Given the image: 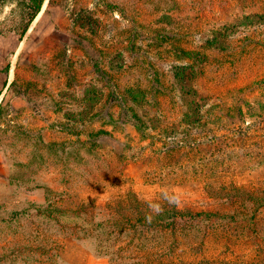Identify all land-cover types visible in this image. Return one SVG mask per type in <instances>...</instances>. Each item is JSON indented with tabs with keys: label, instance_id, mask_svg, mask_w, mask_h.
Segmentation results:
<instances>
[{
	"label": "rangeland",
	"instance_id": "1",
	"mask_svg": "<svg viewBox=\"0 0 264 264\" xmlns=\"http://www.w3.org/2000/svg\"><path fill=\"white\" fill-rule=\"evenodd\" d=\"M31 5L0 0V264H157L122 232L135 199L188 208L184 260L264 264V214L224 207L264 197V0H45L28 26Z\"/></svg>",
	"mask_w": 264,
	"mask_h": 264
},
{
	"label": "trees",
	"instance_id": "2",
	"mask_svg": "<svg viewBox=\"0 0 264 264\" xmlns=\"http://www.w3.org/2000/svg\"><path fill=\"white\" fill-rule=\"evenodd\" d=\"M30 2L32 3V5L30 8L31 14L28 19V26H30V24L41 12L45 0H30ZM259 18L262 19L264 17L260 16ZM193 55L196 54L193 53L191 56ZM193 69V66H179L174 70L173 76L181 88V96L191 98L190 104L192 108L190 110L193 116L196 118L195 122H200V120H202L203 118L202 109L204 106L207 105V102L203 99L197 89L198 73ZM182 100L185 101L184 98H182ZM129 114L136 130L143 132L145 130L143 119L140 118L137 113H135L132 109H129ZM185 115L190 116V114ZM212 167L215 168V166ZM256 195L257 194H253L250 200L246 198H242L239 201H234V198L231 201L226 200L230 204H224V207H228L227 210H225V213L230 216H237L239 218L236 217V219H240L243 221L245 219H247L248 222H254L255 220H259V218L261 217L259 215L264 214V197H260L263 196L262 194L257 196ZM207 199L212 201L207 202L208 204L217 202L219 203L218 199L216 198L214 199L213 197H208ZM138 202L139 201L137 199L128 201L127 211L121 216H119L122 224L124 226H127L122 227V232L134 234L135 239L133 238V240L138 242L140 251L147 250L152 245L161 246L162 255L160 256L161 259L157 264H194L190 260H184L188 252L193 254L195 250L194 248L189 249L188 243L189 238L193 235V232L191 233V228L193 227L192 225L188 224H180L181 222L179 221V219H182L184 217V213L188 211V208L178 209L176 206L171 207L170 205H168V200L163 199L161 202L157 203L156 209H146L145 213H141L140 208L138 207ZM262 202L263 204H261ZM211 210L212 208L210 207V211L208 212H211ZM90 212L91 210L86 208L83 214H86L87 216H91L93 218L92 215H89ZM219 212L221 211L217 210L216 212H211V214L207 215L222 216L221 214H219ZM189 214L194 217L197 215H201L195 214L194 212H189ZM144 222L145 228L140 227V225H143L142 223ZM131 226L133 227V229H127ZM209 235L210 234H208V236ZM85 239L86 238L81 240H83L84 242ZM185 249L188 250L187 253ZM257 251L258 252L256 253H261V250ZM205 260L206 259H204V262H200L198 264H205ZM134 264L145 263L143 261H139L135 262Z\"/></svg>",
	"mask_w": 264,
	"mask_h": 264
},
{
	"label": "crops",
	"instance_id": "3",
	"mask_svg": "<svg viewBox=\"0 0 264 264\" xmlns=\"http://www.w3.org/2000/svg\"><path fill=\"white\" fill-rule=\"evenodd\" d=\"M6 87H7V85L4 88H6ZM0 96H1V94H0Z\"/></svg>",
	"mask_w": 264,
	"mask_h": 264
}]
</instances>
